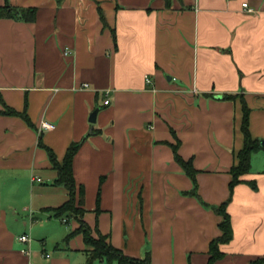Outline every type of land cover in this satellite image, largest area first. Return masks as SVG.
Masks as SVG:
<instances>
[{
    "label": "crops",
    "instance_id": "1",
    "mask_svg": "<svg viewBox=\"0 0 264 264\" xmlns=\"http://www.w3.org/2000/svg\"><path fill=\"white\" fill-rule=\"evenodd\" d=\"M8 2L36 12L0 17V264L86 263L77 220L48 210L68 193L46 148L61 163L75 142L93 234L151 264H207L221 235L213 207L227 202L232 237L215 264H264V148L229 188L243 103L264 140V0Z\"/></svg>",
    "mask_w": 264,
    "mask_h": 264
},
{
    "label": "trees",
    "instance_id": "2",
    "mask_svg": "<svg viewBox=\"0 0 264 264\" xmlns=\"http://www.w3.org/2000/svg\"><path fill=\"white\" fill-rule=\"evenodd\" d=\"M35 12L36 9L33 7L22 8L12 6L9 4L8 0H5V4L0 6V17L32 21L35 18ZM2 112L9 115H19L29 122V119L24 112L19 113L11 107H6ZM241 130L243 133V147L237 153V164L230 169V190H232L237 183L243 181L241 176L249 172L252 153L264 148V146L260 145V140L253 138L249 132L248 109L244 103ZM78 146V142L71 143L67 148L61 163L57 160L54 152L50 148H46L49 160L51 161L53 169L57 173L56 183L63 185L68 193L67 200L58 206L48 208V210H52L55 217L62 218L63 216H71L77 220L79 225L70 233V235L77 233L82 234L84 243L88 247L85 250L87 253L85 264H91L94 260H103L106 264H110L114 261L118 264H151L149 252H146L142 258L131 257L124 254L120 249L114 247L105 235L97 233V238L92 236L91 227L83 219L85 211L81 206L83 189L82 187L78 188L76 186L72 170V160ZM175 158L181 164L185 173L194 181L193 189L189 193L196 195L195 170L191 163L189 161H184L176 151ZM226 206L227 202H223L220 205L213 207L215 212L222 216V220L218 225L221 230V235L213 238L209 242L207 264H215L217 260L223 257L220 245L227 243L232 237L230 217L226 210ZM262 261L263 260H256L251 264H261Z\"/></svg>",
    "mask_w": 264,
    "mask_h": 264
},
{
    "label": "built area",
    "instance_id": "3",
    "mask_svg": "<svg viewBox=\"0 0 264 264\" xmlns=\"http://www.w3.org/2000/svg\"><path fill=\"white\" fill-rule=\"evenodd\" d=\"M242 7H243V9H245L248 13H254L255 12V10L252 8V7H250L246 2H243L242 3ZM145 78H146V81L147 82H150L151 80H150V78L148 77V76H145ZM84 86H87V84H85ZM109 103V99H104V101H103V104H108ZM53 127V124L52 123H50V122H48V121H46V120H43V121H41V123H40V129H51ZM62 220L63 221H66V219H65V217L64 218H62ZM18 239H19V241H21V242H27L28 240H30V237H29V235H27V234H22V235H20L19 237H18Z\"/></svg>",
    "mask_w": 264,
    "mask_h": 264
},
{
    "label": "water",
    "instance_id": "4",
    "mask_svg": "<svg viewBox=\"0 0 264 264\" xmlns=\"http://www.w3.org/2000/svg\"><path fill=\"white\" fill-rule=\"evenodd\" d=\"M98 109H95L89 116V121L90 122H94L95 118H96V114H97ZM260 145L264 146V140H260Z\"/></svg>",
    "mask_w": 264,
    "mask_h": 264
},
{
    "label": "rangeland",
    "instance_id": "5",
    "mask_svg": "<svg viewBox=\"0 0 264 264\" xmlns=\"http://www.w3.org/2000/svg\"><path fill=\"white\" fill-rule=\"evenodd\" d=\"M76 202H77V201H76ZM75 205H76V204H75ZM59 219L62 220V218H59ZM65 219H66V218H65ZM66 220H67V219H66ZM62 225H64V224H62ZM91 234H92L93 237L97 238V235L93 234V230H91Z\"/></svg>",
    "mask_w": 264,
    "mask_h": 264
}]
</instances>
